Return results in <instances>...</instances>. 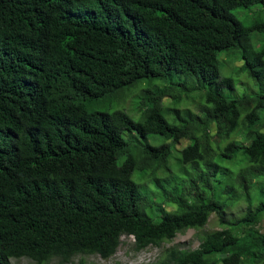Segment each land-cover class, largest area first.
I'll return each mask as SVG.
<instances>
[{
	"label": "trees",
	"instance_id": "trees-1",
	"mask_svg": "<svg viewBox=\"0 0 264 264\" xmlns=\"http://www.w3.org/2000/svg\"><path fill=\"white\" fill-rule=\"evenodd\" d=\"M260 4L0 0V264L109 259L123 236L159 246L213 214L223 229L161 264H264V9L249 25L234 12ZM145 79L140 119L90 110Z\"/></svg>",
	"mask_w": 264,
	"mask_h": 264
},
{
	"label": "rangeland",
	"instance_id": "rangeland-1",
	"mask_svg": "<svg viewBox=\"0 0 264 264\" xmlns=\"http://www.w3.org/2000/svg\"><path fill=\"white\" fill-rule=\"evenodd\" d=\"M264 9V4H260L257 6H254L250 9H237L235 10V14L238 16V18L245 24L249 25L251 24L255 19L258 18L259 14L261 13L260 10ZM262 36L256 35L255 36V46H259L260 43H262ZM225 52L221 53L220 59H221V73L223 76H235L238 69L241 67L242 62L237 58L236 55H231L230 57L227 55H224ZM236 77V76H235ZM242 82L238 86L237 94H240L246 89L245 83L248 82V79L245 76H241ZM150 81L147 79L141 81L138 83L136 87L131 89L130 91H126V93L123 96L117 95L116 97L109 96L104 101H99L95 103L94 105L89 106L91 111H102V112H114V111H125L128 113L132 118L138 120L141 117L142 111L144 110V106L141 105V102L143 101V98L145 95L150 94L149 93V87L147 84H149ZM153 84H159L158 81L152 82ZM126 95V97H125ZM125 98V99H124ZM172 101L171 98H167L165 100V104H170ZM199 104L197 102H189L187 106H182L181 109H190L192 112H196L197 107ZM134 134V143L136 146H141L145 143L154 142L153 136L148 137L147 139L141 138L136 133ZM125 138H128V136L125 135ZM160 139V138H158ZM163 142L162 139H160V143ZM189 142L186 140H182L179 144L176 146V151L181 150L186 145H188ZM175 157V153L173 154ZM177 155V153H176ZM138 174L135 173L133 175V178L136 182H138ZM145 188L148 190H153V184L146 182ZM144 192L145 190L142 189ZM165 208L169 211H174L175 206L172 204H167ZM247 208L246 202H241L238 206L235 208L229 209L227 211L226 218L230 217H237L241 216ZM150 215H152V212H149ZM223 225L220 222L218 216L216 214H213L207 225L202 229H188L184 230L177 234L176 238L172 241H166L162 243L159 246H149L145 249L138 250L135 246V240L132 236H123L121 239V244L115 253L111 258L105 259L102 258L99 255H77L73 257V259L69 263L63 262L59 258H53L49 262L44 264H161L162 260L164 259L166 252L171 248H178L182 250H195L200 246V243L202 241V237L207 234L208 232H213L217 230L223 229ZM257 229H259L261 232L264 233V218L260 222V224L257 226ZM12 264H39L36 261L28 258V257H22V258H13L11 259Z\"/></svg>",
	"mask_w": 264,
	"mask_h": 264
}]
</instances>
